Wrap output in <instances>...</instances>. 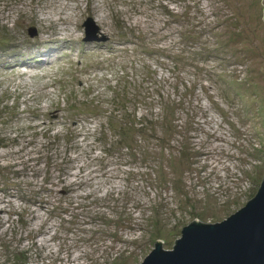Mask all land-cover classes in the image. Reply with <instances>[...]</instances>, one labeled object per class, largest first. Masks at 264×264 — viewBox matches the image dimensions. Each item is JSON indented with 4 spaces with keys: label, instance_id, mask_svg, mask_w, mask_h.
<instances>
[{
    "label": "rangeland",
    "instance_id": "1",
    "mask_svg": "<svg viewBox=\"0 0 264 264\" xmlns=\"http://www.w3.org/2000/svg\"><path fill=\"white\" fill-rule=\"evenodd\" d=\"M263 178L264 0H0V264H136Z\"/></svg>",
    "mask_w": 264,
    "mask_h": 264
},
{
    "label": "water",
    "instance_id": "2",
    "mask_svg": "<svg viewBox=\"0 0 264 264\" xmlns=\"http://www.w3.org/2000/svg\"><path fill=\"white\" fill-rule=\"evenodd\" d=\"M136 264H264V178L258 191L226 218L193 219L171 249L156 242Z\"/></svg>",
    "mask_w": 264,
    "mask_h": 264
},
{
    "label": "trees",
    "instance_id": "3",
    "mask_svg": "<svg viewBox=\"0 0 264 264\" xmlns=\"http://www.w3.org/2000/svg\"><path fill=\"white\" fill-rule=\"evenodd\" d=\"M240 1H243V0H240ZM243 5H244V3H243ZM246 6V5H245ZM214 8V7H213ZM241 8H244V7H239V8H237V10L240 12V10H241ZM210 14L212 15V16H217V15H215V11L213 10L212 12L210 11ZM218 17V16H217ZM225 22H227V20H225ZM222 24V23H221ZM205 25H207V24H204V26ZM205 28V27H204ZM212 31H213V29H211ZM211 30H209V33H210V31ZM208 33V32H207ZM221 34V33H220ZM183 35V34H182ZM182 35L180 36V38H182ZM238 35V34H237ZM189 36V43H195V42H199V41H192L191 42V40H193V38H195V36H194V34H192V35H188ZM210 36H213V34H211ZM213 38V37H212ZM198 40V39H197ZM201 40H202V38H201ZM213 40V39H212ZM203 43H204V45L202 46V44L201 43H199V45H200V48L198 49L199 51L196 53V55H197V57H200L201 59H204V57H209V56H213V52L214 51H216V49L219 47V46H221L220 45V43H219V41L218 42H214V41H210V40H208V41H206V42H204V41H202ZM184 43H185V41H184ZM221 49V48H220ZM172 58H173V61L175 62V64H174V66H173V68H174V70H176V69H178L179 68V70H180V68H181V66H182V57L181 58H179L178 57V55H175V56H172ZM194 58V57H193ZM184 59L186 60L187 58L186 57H184ZM198 62V64H194V65H192L191 63H189V62H187L186 63V61L183 63L184 65H186V64H188L189 66H191V68H193L194 69V71L196 72V74L197 75H201V74H198V73H201V72H203L204 71V68H203V66H201V61L199 60V61H197ZM186 91H188L187 90V87H185V89H184V93H186ZM127 124H129L128 125V127L131 129V131H132V135H133V137H135L136 135H138L137 134V131H140L141 130V128H139V127H135V125L134 124H132L131 122L130 123H127ZM126 124V125H127ZM135 130V131H134ZM123 142H126V143H128V141H123ZM125 143V145H127ZM132 143V142H131ZM124 145V144H123Z\"/></svg>",
    "mask_w": 264,
    "mask_h": 264
},
{
    "label": "bare ground",
    "instance_id": "4",
    "mask_svg": "<svg viewBox=\"0 0 264 264\" xmlns=\"http://www.w3.org/2000/svg\"><path fill=\"white\" fill-rule=\"evenodd\" d=\"M103 15V14H102ZM100 17V16H99ZM69 34V33H68ZM44 60V59H43Z\"/></svg>",
    "mask_w": 264,
    "mask_h": 264
}]
</instances>
